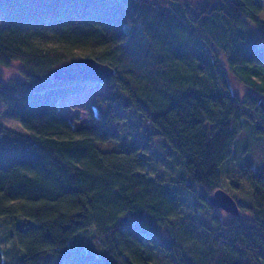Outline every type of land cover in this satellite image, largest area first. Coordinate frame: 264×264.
<instances>
[{
  "label": "trees",
  "instance_id": "trees-1",
  "mask_svg": "<svg viewBox=\"0 0 264 264\" xmlns=\"http://www.w3.org/2000/svg\"><path fill=\"white\" fill-rule=\"evenodd\" d=\"M262 9L258 0H205L196 10L182 0H0V101L29 131L24 154L0 160V216L16 217L18 250L7 259L0 241V264H264V171L251 168L252 199H237L245 214L224 211V220L207 201L234 159L244 105L264 134V44L253 29ZM187 23L253 89L245 98L218 63L195 54L180 64L169 53L184 48L174 37L179 27L190 34ZM79 46L116 69L99 81L116 86L110 112L90 104L81 127L59 102L82 81L52 77ZM125 108L179 152L183 174L153 177L148 153L97 145L119 138ZM11 133L0 123V136ZM188 195L202 212L193 226L182 222ZM91 228L98 246L74 243ZM190 230L197 237L186 246Z\"/></svg>",
  "mask_w": 264,
  "mask_h": 264
},
{
  "label": "rangeland",
  "instance_id": "rangeland-1",
  "mask_svg": "<svg viewBox=\"0 0 264 264\" xmlns=\"http://www.w3.org/2000/svg\"><path fill=\"white\" fill-rule=\"evenodd\" d=\"M189 4L191 10H196L198 6L202 5L205 0H182ZM263 9L259 14L262 24L259 27H253L258 42L264 44V0H258ZM5 24V20L0 14V30ZM190 31V36H187L180 28H176L175 41H179L184 48L181 50H170L169 53L180 64L187 62L188 59L199 54L204 57V61L208 59L212 67L218 63L219 71L223 73L232 88V91L240 98H245L246 94L252 92L253 89L246 84L241 78L234 73L230 67L228 58H225L224 52L217 57L213 51L207 47L199 36L195 28L191 24H186ZM54 37L49 33L48 38L44 42H53ZM86 50L81 46L76 47L75 53L81 56H87L84 53ZM165 56L164 52L162 53ZM219 61V62H218ZM17 68L8 70V72L16 73ZM116 91L114 83H102L96 80H84L81 82V89L72 92L63 97L59 102V112L70 117L74 125L81 127L89 123L88 106L91 104L97 108V113L106 115L110 112L108 104L105 101L107 95H113ZM263 99H264V95ZM0 123L13 133L3 134L0 136V160L6 161L13 156L22 155L25 152L23 146V135L29 131L21 124V122L11 117L4 108L2 101H0ZM244 112L239 119L238 127L239 133L234 141V159L228 161L224 167L221 168V187L228 191L234 198L248 203L252 199V182L250 171L251 168L257 171H264V134L257 132L258 121L255 115L244 105ZM115 110H111L114 113ZM139 112V111H138ZM135 112L131 108H125L119 111L123 118L115 125V129L119 132V138L98 141L97 145L104 149H133L139 150L149 154V158H153L151 164L148 166V172L153 177H160L171 179L183 174V161L177 150H175L169 141L162 135H157L147 128L146 122L140 113ZM21 142V143H20ZM185 177L189 179L185 169ZM197 191L200 193L202 188L199 187ZM183 199V216L187 218L184 224L193 226L195 220H198L199 214L202 213L193 195H188ZM196 206V207H195ZM242 208V207H241ZM197 210L200 213H197ZM243 214L246 210L242 208ZM221 213V214H220ZM219 214L225 220L224 210H219ZM211 219V218H210ZM15 216L5 215L0 216V241L5 250L7 259L12 257L18 250L14 245L10 230L14 226ZM194 232V231H193ZM191 230L187 233L186 246L197 237ZM97 231L95 228L82 230L74 239V243H88L93 247L98 246Z\"/></svg>",
  "mask_w": 264,
  "mask_h": 264
},
{
  "label": "water",
  "instance_id": "water-1",
  "mask_svg": "<svg viewBox=\"0 0 264 264\" xmlns=\"http://www.w3.org/2000/svg\"><path fill=\"white\" fill-rule=\"evenodd\" d=\"M115 74L116 69L111 64L100 61L93 56H80L66 61L52 71L53 79L68 81H104L111 79ZM207 201L212 206L224 210L231 215H241V207L238 201L222 187L216 188L208 195Z\"/></svg>",
  "mask_w": 264,
  "mask_h": 264
},
{
  "label": "flooded vegetation",
  "instance_id": "flooded-vegetation-1",
  "mask_svg": "<svg viewBox=\"0 0 264 264\" xmlns=\"http://www.w3.org/2000/svg\"><path fill=\"white\" fill-rule=\"evenodd\" d=\"M228 213V212H227Z\"/></svg>",
  "mask_w": 264,
  "mask_h": 264
}]
</instances>
